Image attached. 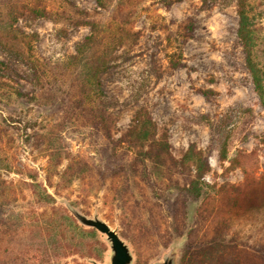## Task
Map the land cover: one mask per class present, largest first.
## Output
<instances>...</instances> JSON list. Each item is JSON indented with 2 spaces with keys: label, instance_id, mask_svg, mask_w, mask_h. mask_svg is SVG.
<instances>
[{
  "label": "rangeland",
  "instance_id": "obj_1",
  "mask_svg": "<svg viewBox=\"0 0 264 264\" xmlns=\"http://www.w3.org/2000/svg\"><path fill=\"white\" fill-rule=\"evenodd\" d=\"M45 1L0 0V264H108L109 246L97 231L95 243L86 240L80 251L100 260L64 248L41 262L48 244L43 222L64 212L73 217L66 204L115 230L130 249L131 264H155L166 255L174 264H186L188 243L196 247L219 231L240 250L234 264H264V109L236 38L240 1L250 10L255 54L264 67V0H178L168 9L156 0H123L120 13L113 12L118 0H111L107 11L94 0L47 1L54 9L67 3L87 12L103 27L115 29L124 19L135 32L133 48L128 53L119 48V58L100 76L113 105L106 111L113 140L123 136L142 108L154 124L155 140L167 142L165 166L136 163L135 175L126 166L130 156L122 161L100 154L102 137L64 115L63 89L54 86L44 97L32 98L40 93L18 51L31 46L41 61L64 63L90 33L83 24L30 12ZM188 23L193 32L183 46V66L172 70L166 37ZM225 135L227 156L221 160L219 140ZM190 152L206 161L203 182L216 189L240 188L241 197L232 204L188 199L181 189L193 179L195 167L192 159L182 160ZM77 161L89 169L83 179L71 174ZM119 166L125 173L114 176ZM28 173L53 202L37 201ZM253 191L259 210H244L242 199ZM161 193L173 198L162 202Z\"/></svg>",
  "mask_w": 264,
  "mask_h": 264
},
{
  "label": "trees",
  "instance_id": "obj_2",
  "mask_svg": "<svg viewBox=\"0 0 264 264\" xmlns=\"http://www.w3.org/2000/svg\"><path fill=\"white\" fill-rule=\"evenodd\" d=\"M47 1L42 6L40 4L35 5L34 8L30 9V12L53 20H57V17L60 16L64 22L71 23L74 26L83 24L89 28L90 33L76 44L75 53L64 63L52 65L50 62L41 61L34 57L31 46L27 47L25 53L22 50L18 51L23 59L22 62L30 70V82L33 88L40 93L38 96H32V98L44 97L45 92L51 90L54 86H57L58 90L63 89L62 92L67 98L66 103L62 101L64 103L62 105L65 111L64 115L68 119L72 117L79 124L88 127L94 136L102 137L103 151L100 154L109 157L111 160H116L118 157L122 161L127 160L130 156V162L126 165L130 171L129 174L135 175L136 163L145 166L143 162H148L154 164V166H165L163 163L165 156H167V142L165 139L155 140L154 124L144 109L141 108L136 111L129 128L119 139L113 140L110 133L111 122L106 111L113 105L102 89L100 76L111 66L114 60L119 58L117 55L119 48L125 49L123 50L125 53L133 48L137 38L135 32L131 31L124 19H119L115 29L108 25L103 27L87 12L79 11V9L67 3H62L60 8L54 9L48 5V2L52 0ZM94 1L103 11H107L111 5V0ZM122 1H117L116 5L113 6V12H121ZM176 1L178 0H156L166 9ZM192 32L193 25L188 23L183 25L178 32L166 37L167 51L165 57L170 69L174 70L183 66V46L186 40L192 36ZM236 38L243 50L245 65L251 76L255 94L264 109V67L255 54L256 43L250 10L246 3L240 1L238 4ZM3 66L4 63L0 60V68ZM59 69H62V71L58 73ZM66 75L69 78L67 81ZM243 111L250 113L249 109ZM228 138L229 136L225 135L219 140V157L221 160H224L227 156ZM144 147L147 148V152H142ZM191 159L195 167V174L187 187L181 189L188 199L196 201L198 204L206 203L208 200L215 203L219 200H225L226 204H232L235 198L241 197L242 191L240 188L232 186L228 188L222 185L216 189L203 182L202 177L207 169L205 159H202L198 153L190 152L189 156H184L182 161ZM118 164L121 165V163ZM88 170L85 163L77 161L73 164L71 174L72 172L79 174V178L83 179V174L89 172ZM114 172H116L114 176L124 174L125 168L119 166ZM142 175H145V173ZM27 176L32 180L31 188L37 201L44 204L53 202L50 194L43 189H39L35 174L28 173ZM117 185L116 193L120 194L121 191H118V187L121 185L120 183H117ZM120 189L123 188L120 187ZM253 195L252 197L249 195L247 198L244 195V199H242L243 205H245L244 210H259L260 206L252 200L253 197L259 198V195L256 191H253ZM172 196L171 193H161L159 199L166 203L173 198ZM236 208L240 209L242 207L238 205ZM197 216H202V212H197ZM43 226L48 244L41 254V262H46L49 256H53V254L55 256L57 252L64 250V248H75L76 252L81 253L82 257L86 256L97 261L100 260L98 255L90 251H87V253L80 251V248L86 244V240L91 239L95 243L96 231L94 229L79 225L73 217L65 212L58 214L55 219L44 221ZM219 235L204 243L197 244L196 247V243L190 241L185 253L186 264H234L235 256L238 255L240 250H236L233 242L226 241L221 236L220 231Z\"/></svg>",
  "mask_w": 264,
  "mask_h": 264
},
{
  "label": "water",
  "instance_id": "obj_3",
  "mask_svg": "<svg viewBox=\"0 0 264 264\" xmlns=\"http://www.w3.org/2000/svg\"><path fill=\"white\" fill-rule=\"evenodd\" d=\"M66 207L80 225L86 228H92L105 236V241L109 246L108 264H131L132 255L129 247L106 222L99 219L97 216L88 217L69 204H66ZM90 263L98 264L95 261H90ZM155 264H174V258L170 255H166L161 262Z\"/></svg>",
  "mask_w": 264,
  "mask_h": 264
}]
</instances>
